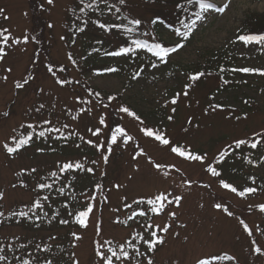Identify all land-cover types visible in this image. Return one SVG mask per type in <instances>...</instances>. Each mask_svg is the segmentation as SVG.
Masks as SVG:
<instances>
[{"label":"rangeland","instance_id":"374dc122","mask_svg":"<svg viewBox=\"0 0 264 264\" xmlns=\"http://www.w3.org/2000/svg\"><path fill=\"white\" fill-rule=\"evenodd\" d=\"M37 1L46 10L33 13L27 0H0L1 22L7 27L6 35H10L8 44H3L1 40V46L4 47L6 55L0 60V113L11 100L13 112L6 119L0 120V193L3 192L4 209L29 202L32 193L14 188L11 184L23 169L34 168L46 160H42L44 155L38 156L35 163L25 155L4 157L1 152L2 146L9 142L15 127L22 122L32 123L33 118L27 116L26 112L28 106L32 104L49 105L54 102L60 111L66 109L78 116L74 123H69V128L75 131L78 137L81 136L84 144L91 146L89 149L93 152L96 171L94 178H90L92 179L90 188H97L98 180L104 178L100 187L104 191L102 204H100L101 200L96 198L97 193H93L96 189L86 190L88 193L85 197H89L93 211L87 218V227H84L83 231L79 232L80 230L76 229L75 218L88 201L71 207L61 201L57 213L59 220L46 224L40 223L43 227L53 228V231L57 233L64 232L65 227L69 229L68 225L60 224L62 220H67L69 224H72L70 232L80 237L77 240L71 234V240L76 245L75 263L88 264L92 261L91 239L96 234L95 221L99 214L100 230L95 236L98 248L108 253L106 241H110L111 244L125 243L128 234L133 232L135 234L131 244L134 245L138 241L140 251L142 249L145 255L141 264H147L149 259L153 261V264H195L198 258L218 254H229L230 261L235 259L240 264H264V255L257 254L253 250L255 247H260L264 252L262 237L264 211L260 210V206L264 205V187L253 186L254 192L239 198L229 189H223L218 177L206 171L209 164L215 167L213 161L232 140L264 128V77L255 72L246 73L242 77L240 71H232V81L240 80V85L230 87L214 96L215 103L221 102L227 107H241L243 99H253L256 102V108L244 110L243 114L246 116L242 120L235 121L232 117H227L228 110L215 109L213 111V108H207L199 103L201 97L203 102L211 101L205 99L206 86L204 84L197 87L188 99L180 98L175 115L169 113L171 106L165 107L174 97L184 74L195 64L206 63L215 53H224L232 64V69L249 67L264 70V44L253 43L245 46L236 40V34L243 19L248 15L264 12V0H211L221 5L224 10L209 11L206 20L195 31L187 46L172 55L164 65L153 70L147 67L138 70L140 75L135 79L133 77L137 71L131 72L129 67L120 68L119 71L110 75L87 73L83 81L99 90L104 96L115 93L119 95L118 98H114L116 102L112 101L110 107L116 109L114 117H117V121H122L127 129V135L132 137V140L125 143L124 137L118 136L117 142L111 146L110 153L108 148L97 149L96 145H103L100 135L91 139L88 133V130L99 127L101 118L104 119V123L112 124L110 109L105 106L99 108L92 104L95 101L87 100L84 97L86 96L84 91L79 86L69 83L64 86L58 85L56 78L42 66L44 60L42 52L39 54L40 60L33 68L30 81L17 91L13 87L26 77L28 65H31L36 57L34 51L39 41L42 43L39 45L42 46V51L44 46L47 47L54 65L70 66V83H78L75 79H79V73L74 70V65L65 55L63 36L60 38L63 34V22L68 17L66 9L71 8L74 0H53L51 4L48 0ZM131 9L135 16L147 21L152 12L159 10V7L156 4L151 6L148 2L140 4L138 0H133ZM38 12L41 13L40 16ZM159 34L160 37L169 39L168 42H174L162 29L159 30ZM25 36L28 37L27 43L23 42ZM12 39H19L21 43L12 44ZM186 101H189V104ZM82 104H85L87 111H82ZM122 106L133 109L144 123L120 112L119 109ZM204 108L207 110L205 111ZM168 113L175 117L176 121L177 119L183 121L191 115L193 122L188 125L187 129L179 130L176 135L174 134L176 121L165 120V115ZM106 117L110 119L105 120ZM142 128L160 130L170 141L185 144V147H190L198 154L205 155V161L203 163L190 161L176 155L171 151L172 144L161 145L154 138L145 136L141 131ZM101 131L105 130L102 128ZM95 150H98L97 155ZM105 155L108 156L107 163L104 161ZM70 159H75V157H70ZM236 163L238 162L234 164ZM156 164L162 167L157 168ZM250 166V169L244 171L251 173L254 179L264 181V153L259 154L256 157V163ZM164 167L168 168V172L164 170ZM46 168L44 173L49 175L47 184L54 186L51 195H58L55 199L51 197L52 201L63 199L59 196L61 194L59 189H64V178L60 174L53 177L51 173L54 171L50 170L51 167L46 166ZM176 171H179V175ZM171 174L176 179H171ZM222 175L237 190L242 189L243 184H247L233 177L226 170ZM30 183L28 181V185ZM87 184L86 179L82 185ZM81 190L76 192L80 193ZM171 190H174L177 196L182 197L181 205L179 208H171V204L165 201V212H161L159 216L150 213L144 205H141L142 201H135L138 198L167 195L171 193ZM41 192L49 195L51 189L45 188ZM168 199L171 200L170 195ZM64 200L68 201V198ZM218 203L226 206L233 215L228 216L222 209H217L215 205ZM142 211L145 215L136 216L137 222H135L136 217L131 222L125 221L129 216ZM171 213H175V216L173 217ZM116 220L117 222L125 221L127 225L121 227L115 223ZM240 220H243L252 230L251 236L241 228L243 225L239 223ZM164 226H169L166 233L160 231V228ZM153 231H156L157 236L163 237L164 243L159 244L160 247L156 251L147 255V245L143 241L149 239ZM19 232L21 230L18 227H9L1 230L0 233L1 236L4 233L7 237L13 238ZM67 239L69 238L49 233V243L52 246ZM85 241H88L89 247L86 257L80 253V246Z\"/></svg>","mask_w":264,"mask_h":264},{"label":"trees","instance_id":"16d2710c","mask_svg":"<svg viewBox=\"0 0 264 264\" xmlns=\"http://www.w3.org/2000/svg\"><path fill=\"white\" fill-rule=\"evenodd\" d=\"M139 3H149V5L156 4L159 7V10L152 12L151 17L149 20H143L139 17L135 16L133 14V10L131 9V5L133 3V0H125L124 4H120L119 0H107L106 4H103L104 0H74L73 4L71 5L70 13L67 17V27H66V34H65V42L67 46L68 53L74 58L78 59V65L80 67V72L82 75H85L89 71H97L101 73H109L106 71V69L111 68V65H113V62L110 60V57L113 55H109L108 53L117 52L122 47H133L135 48V45H133L131 42L134 39H140L146 41L148 44H154V43H160L162 46L167 47L169 44L166 41L156 39L155 37L151 36V22L153 18L159 19L162 22L166 23V27L170 30L171 34L180 40V43L186 42L188 39H190L191 34L189 35V38L187 40H184L182 37L176 35V30L179 29L181 32L185 31L184 25L190 24L192 20L195 19L196 14H201V8H200V0H138ZM28 5L30 6L32 12L37 11H43L46 10L37 0H27ZM92 3L93 7L87 8L85 5ZM103 6H102V5ZM102 6V7H100ZM84 8V11L81 12L80 9ZM119 9V11H117ZM152 10V9H151ZM0 13H2L0 11ZM41 14L38 12V15ZM106 14V15H104ZM1 15V14H0ZM34 16V15H33ZM40 16V15H39ZM127 18V19H125ZM139 19L141 20V25L134 26L129 24V20L131 19ZM1 16H0V31L7 29L6 26L3 25V22H1ZM99 24H105L106 28L101 29L98 25ZM112 25H123L125 27L134 28V31L131 34H128L123 30V28H117L112 27ZM155 27V26H154ZM153 27V29H154ZM79 28H83L84 31H78ZM194 30V29H193ZM154 33V30H153ZM7 34V32L5 33ZM243 35H264V13L262 14H251L245 17V20L243 21V29H242ZM37 47L34 51L36 57L34 61L32 60L33 66L30 64L28 65V72H26V77L23 80L22 84H24V81L27 79L28 82L30 81V78L32 77V71L33 68L36 66V63L38 60H40V52L43 54L44 60L42 61V66L44 69H48L49 66L52 67V72H55L58 75H63L62 78L66 81L71 79L70 76V70L65 65H54L50 59L49 51L47 50V47L44 46V50L42 51V43L39 41L37 44ZM0 46H1V40H0ZM75 47V49H73ZM170 47V46H169ZM135 52L137 54H143L148 57V59L156 60L157 57H155L148 48L143 49H136ZM127 55L135 57V53H127ZM39 56V58H38ZM145 56H141V60H146L147 58ZM218 57V56H215ZM221 57L216 58L219 59V65L212 66V63L215 62L214 59H209L206 61L205 65H197L192 73L197 74L199 72H204L205 75H213L212 78L213 81L211 84L207 87V95L211 97L215 92H220L222 89H226L228 87L229 82L225 83L223 81L222 76L224 72L226 71V63L222 62ZM140 59V56L138 55L137 60ZM31 66V67H30ZM227 73V72H226ZM204 75V76H205ZM202 77L199 78V80ZM218 80V81H217ZM195 81L194 83H196ZM69 83V82H68ZM73 86H75V83H72ZM79 86L84 93H86L88 96H90L93 100H95L98 103L99 108L102 106H108L109 111L112 110L110 107L109 99L100 96V93L98 90L94 88H90L86 86L83 83L76 84ZM183 89V85L180 82L178 85V91L180 92ZM15 90L17 91L18 88L15 87ZM99 93V95H97ZM174 98L178 99V96H174ZM245 102H241V108L242 110H251L252 108H255L254 102L247 98L245 99ZM172 101V99H171ZM53 102V101H52ZM12 100L9 101L6 104V107L1 111L0 113V120L6 119L9 117V115L12 112L11 110ZM178 103L174 104V107ZM39 104H32L31 106H28L26 108L27 116L33 118L32 124L33 127L26 126L25 123H21L17 126L16 129L13 130V134L9 140L8 143H6L10 147H14V140H19L21 137L28 136L31 134V141L25 145L24 147L20 148L16 153H12V155L18 154L21 156H27L29 160L33 163L37 162V157L40 155H44L45 157L42 160H46L41 165H37L36 168H31V171H27L26 174H22L17 176L13 182L12 185H14V188L17 187L22 190H27L28 192H31L34 194V199L29 203V205H22V206H13L8 213H4V206H3V198L0 199V231L4 228L3 225H9V226H19L23 232H28L30 234L28 237L26 235H20L17 239V244H21L20 249L17 250H24L25 255L18 256L17 252L14 250H11V245L5 246V244L2 242V239L0 238V248L3 249L2 252H0V255H5L7 257L6 262H0V264H22V261L27 260L28 255L30 254L28 248L26 247V242L29 240H34V242L43 243L46 236H49V233H55L53 228H31L24 226L22 224H19L18 221H26L29 223L34 222L35 225L38 224L36 220L32 219L31 217L36 216L38 213L40 215H43V218H46L45 215L50 211L51 214L57 215L58 213V206L61 205V201H64L66 204H68L70 207L72 205H78L80 202L88 201V203L82 208L81 211L87 210V207L89 204H91V201L89 202V197H85V194L88 193L87 189H96L93 190V193L96 194V198L98 197L99 201L101 200L100 204H102L103 201V195L104 191H102L100 188H90L91 187V180L95 176L94 168H91L93 171L88 172L87 169H75L66 171L64 173L59 172V166L63 165L66 162H70L69 157H75L74 163L79 162L81 157H84V152H86L89 149H82V152L80 151L81 148L78 147L80 145L79 143L76 144V147L70 146L67 141H65L63 138H58L57 143H53L51 138L53 137H61V133L63 135L65 134V124L64 120L65 117L62 116L63 112H57L55 110L56 103H50L49 105H43V108L40 107ZM59 111V110H58ZM46 121L50 123H46ZM45 125L43 127L42 125ZM47 127L49 128H59L60 132H48L45 130ZM249 129V128H247ZM44 131L45 136L39 137L38 133ZM51 133V134H50ZM259 135L256 137L254 135L249 137H242L238 140H247L248 138H252L251 143L257 142V147L254 149L258 151L260 148L264 147V128L263 130L258 132ZM237 141V140H236ZM171 144L173 146H180L185 148V145L179 142H175L174 140H171ZM251 145V144H250ZM229 146L231 147L230 150L233 149L232 153H238L242 152V146L240 148L235 147V142L230 143ZM4 157L9 156L10 154L7 152L5 147H2L1 150ZM61 158H60V157ZM60 159H56V158ZM69 159V160H68ZM54 163V166H53ZM46 166H50L54 172H57L62 177L66 175V180L64 181V192L62 194H59V196L63 199H56L52 201V196L49 193V195H46L48 197L47 200H44L43 197H45V191L40 192V188L38 185L40 183H47V180L49 178V175H44V171L47 169ZM53 166V167H52ZM32 169H35L36 171H32ZM167 169V168H165ZM218 171H220V168H218ZM234 172H238L236 169ZM235 178H239L241 181L246 180V178H243L241 175L238 174L233 175ZM92 178V179H90ZM18 179L21 181L18 182ZM87 179V185L83 186L82 183ZM28 181L31 183L28 185ZM103 180H98V184H100ZM59 182V181H54ZM21 184V185H20ZM13 187V186H12ZM77 187V188H76ZM260 187V186H259ZM82 189L80 193H77L76 191L79 189ZM86 188V189H85ZM85 189V190H84ZM43 190V189H41ZM171 200L173 201L171 203V207L176 206L175 201L173 200V197L177 196L174 193H170ZM42 195V196H41ZM53 197L58 198V195H53ZM65 198H68V201L64 200ZM40 200V203L42 204V208H35L33 211H29V209L32 208L33 204L36 200ZM141 199V200H140ZM150 198H138V201H145L147 203V200ZM181 202V201H180ZM148 204V203H147ZM92 205V204H91ZM149 205V204H148ZM149 211H151V205L148 206ZM24 211L28 212V217H20L18 215L19 212ZM93 211V209H92ZM100 211V209H99ZM101 212V211H100ZM17 214V215H14ZM153 213V212H152ZM91 214V213H90ZM89 214V215H90ZM139 214V213H137ZM160 213H154V215H158ZM133 218H135V215H131ZM239 216V215H238ZM17 220L15 224L13 222ZM125 221H129L128 218L125 219ZM96 227L99 228L100 226V215H97L96 221H95ZM117 224V223H116ZM118 224L120 226L124 227L126 226L124 222L118 221ZM72 224L70 225V227ZM74 227V226H73ZM76 229L81 230L83 227H81L79 224L75 225ZM243 228V226H241ZM65 234L68 237L69 232L67 231L68 227H65ZM47 234V235H46ZM56 234V233H55ZM68 234V235H67ZM72 233H70L71 235ZM1 235V234H0ZM27 237V238H26ZM262 237L264 239V233H262ZM134 234L133 232L128 234V237L125 239V243H118L114 245V247L119 250V245H124L125 250L129 252V258L127 260L122 259L121 261L114 262V264H119L123 261H129L134 262L133 264H141V260L145 255H143V251L141 249L140 251V243L137 241L134 246H128L129 242H133ZM23 242V243H22ZM95 242V240H94ZM132 245V244H131ZM73 247L75 244H72V240L67 239L64 240V242L59 244L56 248H50V247H44L43 251L45 253H48L51 255V258H59L60 256L63 258V261L65 260L66 264H72L71 262V249L70 247ZM107 249L109 247H106ZM98 248L94 245L92 250V261L88 264H103V261L96 255V250ZM136 249H139L140 253L142 255L137 256L136 255ZM24 251H20V253H23ZM101 251L106 253V250L101 249ZM28 254V255H27ZM109 254L110 253H106ZM27 255V256H26ZM20 257V258H19ZM216 258H210L209 261H214V264H223L225 260H228L227 255L225 254H218L217 256H214ZM115 260V258H113ZM31 260V258H30ZM46 261H36L38 264H44ZM53 264V263H52ZM211 264V262H210ZM225 264V263H224Z\"/></svg>","mask_w":264,"mask_h":264},{"label":"snow or ice","instance_id":"6c2138e0","mask_svg":"<svg viewBox=\"0 0 264 264\" xmlns=\"http://www.w3.org/2000/svg\"><path fill=\"white\" fill-rule=\"evenodd\" d=\"M52 2H53V0H48L49 4H51ZM81 2H83V0H81ZM119 3L120 4H124L125 0H119ZM85 7L91 8V7H93V4L89 3V4L85 5ZM213 7H214V5L212 3H208L207 0H200V8H201L202 12H207L208 9H211ZM223 10H224L223 8L219 9V11H223ZM0 11H2V10H0ZM80 11L83 12L84 8L82 7L80 9ZM117 11H119V9H117ZM125 19H127V18H125ZM203 19H204V17L200 13H197L196 14V18L194 20H192L190 24L184 25L185 31L181 32L179 29H177L176 30V35L182 37L184 40H187L189 38V35L192 33L193 29L196 27L197 21H200V20H203ZM157 22H158V18L154 19L152 21L153 24H156ZM141 23L142 22L139 19H135L134 18V19L129 20V24L134 25V26L141 25ZM98 26L101 29L108 30L106 28L105 24H99ZM49 27H51V25H49ZM112 27L123 28V30L125 32H127L128 34H131L134 31V28L125 27L123 25H112ZM78 31L82 32V31H84V29L83 28H79ZM6 32H7V29H4V30L0 31V40H2L3 44H8V42L10 40V35H6L5 34ZM236 40L242 42L245 46H247L249 44H253V43L264 44V35H238L236 37ZM23 42L24 43L28 42V37L27 36L24 37ZM11 43L12 44H19V43H21V41L19 39H12ZM131 43L133 45H135V48H133V47H122V48L119 49V51L113 52V53H108V54L109 55H114V56H119V55H124V54H127V53H135L136 49L148 48L150 51H152L153 55L155 57H157L162 63H166L167 62L166 58L169 56L170 53H175L180 48L184 47V45L182 43H177L176 46H174V47H164L160 43H154V44L150 45L146 41L140 40V39H134V40H132ZM5 55H6V53H5L4 47L0 46V60H2ZM69 59L70 60L72 59L71 55H69ZM73 63H75V61H73ZM152 67H157V64L153 63ZM8 71H11V69H8ZM48 71L50 73L53 71L51 66L48 67ZM106 71L114 72V71H117V69L108 68V69H106ZM232 71H240V72H243V73H254L255 72V73H258L260 75H264V70L253 69V68H249V67H243V68H239V69H232ZM139 75H140V73L137 72L135 74V76L133 77V79H135ZM204 75H205L204 72H199V73H197L195 75L190 76L189 79L191 81L195 82L200 77H202ZM68 82L69 81H66V80H57V83L61 84V85L65 84V83H68ZM27 83H28V80L26 79L24 81V84L17 83L16 87L17 88H23L24 85L27 84ZM225 83H227V81H225ZM186 87H191V85H187ZM187 94H188L187 91H185L184 95L187 96ZM97 95H99V93H97ZM178 95L179 94H177V96ZM109 99H114V97H109ZM171 103L172 104H176L177 103V98H173ZM40 107L43 108V105H41ZM218 107H220V105H214L213 106V111H215V109L218 108ZM119 111L122 112V113H126L129 116L134 117L136 120L140 121V123H142V124L144 123V121L141 120V118L135 112L131 111L128 107H121L119 109ZM173 112H175V108H173ZM168 119L172 120V116H169ZM237 119H239V117H237ZM46 123H50V122L46 121ZM100 123L104 124V119L103 118H101ZM28 127L31 128L32 125H28ZM64 127H67V126L65 125ZM47 131L48 132H60V129L53 127V128L47 129ZM99 131H100L99 129H96V131H94L92 134L94 136L98 135ZM141 131L144 133L145 136L154 138L161 145L169 146L171 144V141L168 138H166L165 134L163 132H161L160 130H158V129L154 130L153 128H142ZM256 135H259V133H257ZM38 136L39 137H44L45 136V132L44 131L39 132ZM118 136L124 137V142L125 143H127L130 140H132V137L127 135V133L124 131L123 128L117 127L112 132V135H111V141H110V144L108 146V152L109 153L112 150L111 149V145L115 144L117 142V137ZM58 138H63L66 141L69 137L68 136H64L63 133H61V137H58ZM31 139H32L31 134H29L28 136H25V137H21L19 140H16L15 138H13L15 146L14 147H10L7 144H5L4 147H5V149L7 150V152L9 154L16 153L20 148H22L25 145H27L31 141ZM88 143H92V142L88 141ZM246 143H247V141H245V140H242V139L241 140H237V141H235V147L236 148H240L241 145L246 144ZM96 147L99 150V148L103 147V145H96ZM250 147L255 149L257 147V142L251 143ZM171 151L173 153L177 154L178 156L183 157L186 160H190V161H198V162L203 163L205 161V159H206L205 155L195 154V153L191 152L190 150H188L187 148H183V147H180V146H171ZM141 154H143L142 150H141ZM227 155H228V151L227 150L221 151L219 156L216 158V162L217 163L223 162ZM133 158L135 159V157H133ZM104 161H105V163H107V161H108V156L107 155L104 156ZM93 163H95V161H93ZM155 167L160 168V167H162V165L156 164ZM83 168H84L83 164H81L79 162H76V163L67 162V163H64L63 165L59 166V172L60 173H64L66 171L75 170V169L83 170ZM32 171L34 172L36 170L32 169ZM87 171L88 172H92L93 170L91 168H88ZM206 171L208 173H210L214 177H219L221 175V172L218 171L217 168L213 167L211 164H209L207 166ZM51 175L53 177H57V172H52ZM165 175H167V173H165ZM220 183H221V186L223 188L229 189L230 191H232L233 193H236L240 197H244L247 193H252V192L255 191L254 188H245L243 191H238L236 187H233L232 184H230L228 182H225L224 180H221ZM38 187L40 189H45V188L51 189L52 185L51 184H47V183H40L38 185ZM97 187L99 188L100 186L97 185ZM117 187H119V185H117ZM59 191L62 194L64 192V189L60 188ZM169 195H171V194L170 193L167 194V195L160 194V195L155 196L154 199L147 200V203L152 206L151 207V211L153 213L163 212L164 208H165V203L164 202L167 201L168 204H171L173 202L172 200L168 199ZM2 198H3V193H0V199H2ZM43 199L47 200L48 197L45 196V197H43ZM181 199H182L181 196L173 197V200L175 201L176 205L180 204ZM126 207H130V205H126ZM215 207L217 209H222L225 213H227L228 216H232L233 215V213L231 211H229L228 208L226 206L222 205V204L218 203V204L215 205ZM35 208H42V204L40 203L39 199L35 201V203L33 204L32 208L29 209V211H33V209H35ZM260 210L264 211V205L260 206ZM91 212H92V205L89 204L88 207H87V210L80 211V212L77 213L76 218H75L76 223H78L81 227H87V218L89 217V214ZM0 215H2V213H0ZM14 215H17V214L14 213ZM18 215L20 217H28L29 213L21 211V212L18 213ZM139 215L143 216V215H145V213L142 211V212L139 213ZM171 215L174 217L175 213H171ZM38 218L39 217H37V219ZM132 218H133L132 216L128 217V219H132ZM61 223L66 224V223H68V221L67 220H62ZM239 223L241 225H243V230L249 236H251L253 234L252 230L249 228V226L247 224L244 223L243 220H240ZM157 227H159V226H157ZM168 227L169 226H164L163 228H160V231L166 233L168 231ZM72 235L75 237V239H77V240L80 239V237L76 236L75 233H73ZM137 236H139V234H137ZM141 239H143V238L141 237ZM143 242H144L145 245H147V251L148 252H152V251L155 250V248H156V246L158 244H163L164 243V239H163V237L157 236L156 231H153L151 233V238L150 239H145ZM129 246L135 247L134 245H131L130 242H129ZM37 247H39V246H37ZM101 247H103V246L101 245ZM253 250L257 254L264 255V252H262L260 247H255ZM2 251H3V249L0 248V252H2ZM107 252L110 253V255L106 254L103 251H101L99 248L96 250V255L103 261V264H114L113 258H115L116 261H121L122 259L127 260L129 258V252L127 250H125V246L124 245H119V250L118 251L115 248L109 247L107 249ZM136 255L137 256L142 255L140 253L139 249H136ZM224 258H228V257H224ZM228 259H230V258H228ZM6 261H7V257L5 255H0V262H6ZM22 264H30V262L28 260H24V261H22ZM46 264H52V261L49 260V261L46 262ZM147 264H153V261L151 259H149L147 261ZM196 264H209V261L198 258Z\"/></svg>","mask_w":264,"mask_h":264},{"label":"bare ground","instance_id":"6f19581e","mask_svg":"<svg viewBox=\"0 0 264 264\" xmlns=\"http://www.w3.org/2000/svg\"><path fill=\"white\" fill-rule=\"evenodd\" d=\"M167 120L169 122H175L176 121L175 117H172V120H169L167 118ZM189 124L190 123L187 120H185V119L183 121H179V119H177V121L174 124L176 126L175 129H174L175 130V133L174 134L177 135L178 132H179V130L181 131L182 129L187 128ZM172 178H175L176 179V177L173 174H171V179ZM201 188H203V186ZM204 188H207L208 189V187H206V186H204ZM223 189H225V188H223ZM88 252H89L88 241H85L84 244L82 246H80V253H81L82 256L86 257L87 254H88Z\"/></svg>","mask_w":264,"mask_h":264}]
</instances>
